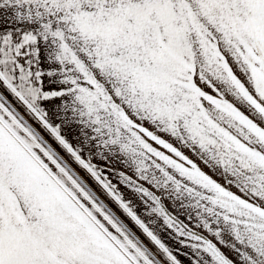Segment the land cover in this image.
<instances>
[{"label":"snow or ice","instance_id":"snow-or-ice-1","mask_svg":"<svg viewBox=\"0 0 264 264\" xmlns=\"http://www.w3.org/2000/svg\"><path fill=\"white\" fill-rule=\"evenodd\" d=\"M0 264H264V0H0Z\"/></svg>","mask_w":264,"mask_h":264},{"label":"rangeland","instance_id":"rangeland-1","mask_svg":"<svg viewBox=\"0 0 264 264\" xmlns=\"http://www.w3.org/2000/svg\"><path fill=\"white\" fill-rule=\"evenodd\" d=\"M167 242L170 243V244L174 243V242L171 241V240H168ZM180 258H181V259H184V257H182V256H181Z\"/></svg>","mask_w":264,"mask_h":264}]
</instances>
